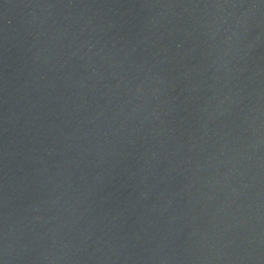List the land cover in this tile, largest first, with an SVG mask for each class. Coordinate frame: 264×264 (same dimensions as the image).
<instances>
[{
	"label": "water",
	"instance_id": "obj_1",
	"mask_svg": "<svg viewBox=\"0 0 264 264\" xmlns=\"http://www.w3.org/2000/svg\"><path fill=\"white\" fill-rule=\"evenodd\" d=\"M0 264H264V0H0Z\"/></svg>",
	"mask_w": 264,
	"mask_h": 264
}]
</instances>
